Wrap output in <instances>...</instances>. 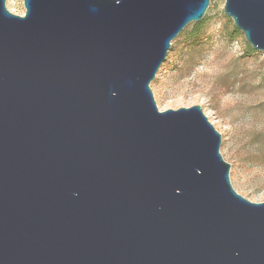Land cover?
<instances>
[{
	"label": "water",
	"instance_id": "1",
	"mask_svg": "<svg viewBox=\"0 0 264 264\" xmlns=\"http://www.w3.org/2000/svg\"><path fill=\"white\" fill-rule=\"evenodd\" d=\"M210 0H0V264H264L200 106L150 83ZM264 53V0H225Z\"/></svg>",
	"mask_w": 264,
	"mask_h": 264
},
{
	"label": "rangeland",
	"instance_id": "2",
	"mask_svg": "<svg viewBox=\"0 0 264 264\" xmlns=\"http://www.w3.org/2000/svg\"><path fill=\"white\" fill-rule=\"evenodd\" d=\"M224 3L209 1L200 37L187 41L191 23L171 42L150 88L159 111L202 108L221 135L220 154L230 165L232 188L248 201L262 203L264 53L248 51L243 34L223 14ZM5 5L12 14L24 15L22 0H6Z\"/></svg>",
	"mask_w": 264,
	"mask_h": 264
},
{
	"label": "trees",
	"instance_id": "3",
	"mask_svg": "<svg viewBox=\"0 0 264 264\" xmlns=\"http://www.w3.org/2000/svg\"><path fill=\"white\" fill-rule=\"evenodd\" d=\"M204 28H205V22L204 21H202L200 23H193L192 29L190 30L187 41H192V40H195L198 37H200V35L204 31ZM233 32L235 34L238 33L236 30H233ZM184 33H185V29L178 35V37L183 36ZM247 49L249 52L253 53V50L251 49V47L249 45L247 46Z\"/></svg>",
	"mask_w": 264,
	"mask_h": 264
}]
</instances>
